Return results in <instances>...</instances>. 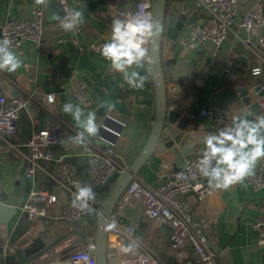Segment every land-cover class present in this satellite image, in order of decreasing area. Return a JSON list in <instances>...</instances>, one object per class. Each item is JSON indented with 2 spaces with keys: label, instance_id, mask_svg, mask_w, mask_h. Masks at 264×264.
I'll return each mask as SVG.
<instances>
[{
  "label": "crops",
  "instance_id": "crops-1",
  "mask_svg": "<svg viewBox=\"0 0 264 264\" xmlns=\"http://www.w3.org/2000/svg\"><path fill=\"white\" fill-rule=\"evenodd\" d=\"M68 1L72 9L81 11L84 16L80 32H65L58 21L51 19L53 13L61 14L57 0H49L47 6H37L34 0H0V39L1 26L8 19L32 20L36 17L35 10L39 8L42 22L41 39L24 40L21 48L14 50L22 61L21 66L13 73L0 71V93L14 96L17 92V96L27 99V105L20 113L18 132L9 137L10 150L3 155L0 165V194L22 170L30 166L28 141L33 129L52 126L57 128L60 136V142L53 147V152L77 164L80 185L91 186L99 200H103L106 191L112 187L109 184L100 192L87 174L86 154L103 148L102 144L97 143L98 135L89 137L86 147L76 145L70 139L79 129L72 116L63 112V105L69 102L77 105L69 91L74 74H78L86 82L88 92L95 101L98 127L104 118L99 108L108 103L115 104V109L107 110L106 114L125 123L122 135L117 140V149L128 164L135 159L149 137L156 106L150 71L142 75L146 78L144 88L133 89L125 83L120 72L112 70L110 62L101 54L78 52L72 37L76 36L82 44L94 39L110 40L112 20L119 18L113 13V6L131 8L133 12H137L140 5L145 2L153 4L154 1ZM172 1L174 0H169ZM175 1L191 4V0ZM252 9L257 10L263 18V23L250 33L251 41L256 42L264 35V0H247L239 11L238 19ZM242 35V30L235 25L234 32L220 46L208 41L200 50H191L185 44L184 34H181L179 43L184 48L177 59L170 45L163 47L162 62L170 109L174 108L182 117L189 116L191 120L188 124V136H183L181 144L176 148L177 153L168 159L170 165L164 163L161 152H156L137 174L149 186L155 187L165 182L172 171L181 168L185 159L200 150L210 126L205 110L211 104L227 106L233 116L248 112L249 120L264 116V109L257 115L254 114L234 88L244 86L254 94L255 85L264 86V68L260 76L252 75L251 69L260 64V60L251 54L240 39ZM228 56L236 58L238 63L231 76H225L223 71ZM240 56L247 59V66L238 62ZM49 93L55 96L52 104L45 100ZM261 162L264 163V158L259 159L255 166ZM59 178L56 166L44 162L34 178L40 181V188L48 187L57 194V202L49 207L48 217L30 222L19 210L8 226L0 223V244L19 240L24 236H40L46 243H50L71 230L85 234L86 241L78 233H69L58 242L50 255L44 257L46 259L43 258L37 264H66L63 260L73 251L84 247L91 236L95 240L98 214L86 215L75 222L54 219L67 201V193L61 187ZM180 199L188 207L193 219L197 218L200 226L205 229L208 244L210 242L211 248L216 251L219 264H262L264 245L259 244L253 223L264 214V187L255 190L245 178L243 182L227 190L213 188L202 201L197 199L194 192L183 193ZM119 214L120 221L133 228L134 237L144 241L167 264H184L185 259L179 257L172 248L169 226L149 218L140 201H129ZM24 223L27 229L15 239V230L23 227ZM123 242L128 243L127 240ZM118 247V237L109 231V254ZM185 254L192 258L193 248H186ZM2 260L0 255V261Z\"/></svg>",
  "mask_w": 264,
  "mask_h": 264
},
{
  "label": "built area",
  "instance_id": "built-area-1",
  "mask_svg": "<svg viewBox=\"0 0 264 264\" xmlns=\"http://www.w3.org/2000/svg\"><path fill=\"white\" fill-rule=\"evenodd\" d=\"M246 1L191 0V4L186 3L187 8L183 9L182 12L192 15L194 11H197L199 15L197 21L186 26L182 33L187 48L200 50L208 41L220 46L234 32L236 25L244 33L240 39L248 47L251 54L260 60V64L253 68H261L262 74L264 68V35L260 36L256 42H252L250 33L256 26L263 23V18L257 10L252 9L238 19L239 11ZM57 2L61 17L72 10L68 0H57ZM143 5L145 11L151 15L153 4L145 2ZM113 13L123 19L125 14L136 12H133L131 8L113 6ZM35 15L36 17L32 20L8 19L5 21L1 26V39H10L13 42V50L20 49L24 40L39 41L42 32L39 8L35 10ZM77 32H80V25L75 33ZM72 40L78 52L98 54H101V45L109 41L94 39L82 44L76 36H73ZM145 46L148 48V44ZM237 66L236 58L228 56L223 70L225 76H231ZM261 87L264 89V86L261 85ZM69 91L71 97L77 105L84 109L85 113L95 112V101L88 92L86 82L78 74L72 76ZM253 96L264 109V93L258 95L257 92H254ZM45 100L48 104L54 103V94H47ZM26 105L27 99L22 96L0 93V165L3 155L10 150L9 137L18 132L20 113ZM205 115L210 123L208 134L217 133L232 123L233 114L231 110L222 104H211L206 108ZM124 125L123 121L109 114L104 115L99 126L98 141L103 142L106 146L86 154L87 174L100 192L110 184L111 178H118L129 166L117 149V140L122 135ZM59 142L60 136L56 127L33 129L28 141L31 163L26 170V176L35 178L42 162L52 163L56 166L60 175L58 181L67 193V201L54 219L75 222L90 212L99 215L102 200L97 197L88 201V209L90 210H82L73 206V194L77 191L76 185H80L78 166L63 155H55L53 147ZM203 148L204 144L199 151L184 160L180 169L172 171L169 178L158 186H149L137 175L130 181L119 197L108 222V231L118 237L119 247L114 250L117 264H167L144 241L134 237L131 226L120 221L119 213L123 206L133 199L144 205L145 213L149 218L169 226L172 248L179 257L185 259L183 260L184 264H219L216 251L209 246L206 236L195 226L192 214L180 199L181 194L194 192L197 199L202 201L212 192L213 187H210L208 179L203 177L197 168ZM246 179L253 189L263 188L264 163L261 162L255 166L254 174L246 177ZM107 193L108 191L104 197ZM57 198V194L48 187H39L26 194L19 210L25 214L28 221L34 222L38 218L49 216V207L57 202ZM113 221L115 227L109 228ZM253 229L258 235L259 244L264 245V214H261L253 223ZM125 240H127V244L123 242ZM94 246L95 240L91 236L84 247L73 251L63 262L66 264H98L96 256L91 252ZM188 247L193 248L192 258H188L185 254V249Z\"/></svg>",
  "mask_w": 264,
  "mask_h": 264
},
{
  "label": "water",
  "instance_id": "water-1",
  "mask_svg": "<svg viewBox=\"0 0 264 264\" xmlns=\"http://www.w3.org/2000/svg\"><path fill=\"white\" fill-rule=\"evenodd\" d=\"M186 8L187 5L179 1L174 0L169 2V0H154L151 16L154 21L161 25L162 31L149 41L147 61L129 69V74L134 71L140 76L146 75L148 71H150L155 88V115L151 121L149 137L143 148L123 174L114 181L112 178L110 179V182L113 181L112 187L101 201V209L96 225L95 246L91 250L96 256L98 264H117L118 262L114 251L109 254L107 250V236L109 233L108 222L125 188L156 152H161L162 157L165 159L164 163L170 165L168 159L177 153L176 148L181 144L183 136L186 137L189 134L188 124L191 118H189V116L182 117L179 111L174 108L170 109L162 62V49L164 46L167 47L170 45L175 51L174 57L176 59L179 58L184 48L183 44L179 43L180 36L185 27L196 22L199 17L197 11H194L192 15H187L182 12V10ZM238 62L244 67L247 66V59L244 56H240ZM234 88L239 92L243 103L247 105L254 114L257 115L262 110L260 103L254 99L253 94L248 88L244 86H235ZM253 90L257 92L258 95L264 93V89L261 86H255ZM14 96H17V92ZM32 107H35V105ZM99 111L106 115V106H101ZM97 143L102 144L103 148L106 146L101 141H97ZM26 170L27 169L22 170L0 195V223L6 224L7 226L18 213L19 207L24 202L26 194L40 187V181L34 180V177H27ZM95 215V212L87 214V216ZM194 222L197 223L195 226L200 229L208 240L205 229L198 223L199 220L195 218ZM71 232L78 233L82 239L86 241L85 234L76 230H71L50 243H46L40 236H24L19 240L0 244V255L3 257L0 264H37L43 261L45 256L50 255L58 242L63 240ZM209 246H212L210 242ZM262 264H264V259Z\"/></svg>",
  "mask_w": 264,
  "mask_h": 264
},
{
  "label": "clouds",
  "instance_id": "clouds-1",
  "mask_svg": "<svg viewBox=\"0 0 264 264\" xmlns=\"http://www.w3.org/2000/svg\"><path fill=\"white\" fill-rule=\"evenodd\" d=\"M48 2L49 0H34L37 6H47ZM51 19L58 21L65 32L73 33L84 22L83 14L75 8L63 17L53 13ZM160 31L161 25L145 11L144 5H140L134 14L127 13L123 19L112 20L110 40L101 45L100 53L110 62L112 70L120 72L125 83L133 89L144 88L146 78L134 71L129 74V69L144 62L149 51L145 45ZM12 44L8 38L0 39V71L13 73L21 66L22 61L13 50ZM252 75L260 76L261 68H253ZM106 108L112 111L115 104L108 103ZM63 112L72 116L79 129L70 139L76 145L86 147L88 138L97 136L99 132L96 113L89 111L85 114L82 107L71 102L63 105ZM249 114L245 112L233 116L230 125L204 138V148L197 168L199 173L208 179L210 187L227 190L243 182L246 177L254 174L257 161L264 158V116L249 120ZM76 187L73 206L82 210L88 209V201L95 198V192L88 185L77 184ZM114 227L113 221L109 228Z\"/></svg>",
  "mask_w": 264,
  "mask_h": 264
},
{
  "label": "trees",
  "instance_id": "trees-1",
  "mask_svg": "<svg viewBox=\"0 0 264 264\" xmlns=\"http://www.w3.org/2000/svg\"><path fill=\"white\" fill-rule=\"evenodd\" d=\"M52 173V172H51ZM115 180V178L113 179V181ZM113 181L112 182H110V185L113 183ZM27 229V225L24 223V225H23V227H19L18 229H16L15 230V232H14V234H13V237L15 238V239H17L18 237H20L23 233H24V231Z\"/></svg>",
  "mask_w": 264,
  "mask_h": 264
},
{
  "label": "rangeland",
  "instance_id": "rangeland-1",
  "mask_svg": "<svg viewBox=\"0 0 264 264\" xmlns=\"http://www.w3.org/2000/svg\"><path fill=\"white\" fill-rule=\"evenodd\" d=\"M154 1V0H153ZM1 195V194H0Z\"/></svg>",
  "mask_w": 264,
  "mask_h": 264
}]
</instances>
